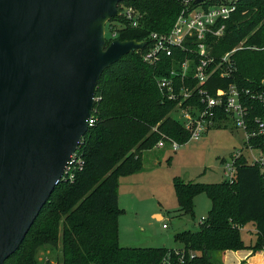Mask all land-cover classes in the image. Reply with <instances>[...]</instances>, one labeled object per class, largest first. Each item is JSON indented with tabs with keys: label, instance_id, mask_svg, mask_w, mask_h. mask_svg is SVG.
I'll return each mask as SVG.
<instances>
[{
	"label": "trees",
	"instance_id": "1",
	"mask_svg": "<svg viewBox=\"0 0 264 264\" xmlns=\"http://www.w3.org/2000/svg\"><path fill=\"white\" fill-rule=\"evenodd\" d=\"M227 0H205L189 6L208 7ZM141 14L140 23H128L116 30V39H136L149 43V33L168 32L184 0H124ZM119 4V5H120ZM237 9L225 23L219 37H210V75L204 85L211 95L230 84L252 92H263L264 85V0H237ZM125 22L121 16L109 22ZM106 44L110 42L107 29ZM243 42L230 55L233 70L221 76L222 55ZM253 47H259L255 49ZM128 53L102 72L96 87L92 111L94 123L82 137L77 153L83 166L72 180L61 179L41 208L19 248L4 264H39L37 253L45 245L58 251L56 264H216L213 255L227 249L264 248V169L250 164L241 153L235 159L236 173L232 182L216 183L173 179L181 214L193 216V198L204 193L211 202L210 209L196 230L174 233L176 242L183 245L175 250L165 246L139 247L121 245L118 240V178L137 172L141 153L150 149L160 138L170 137L180 145L189 141L190 132L179 118L173 117L180 100L179 87L193 88L194 66L198 58L194 51L175 50L173 56H162L156 63L142 59L146 50ZM190 58V68L183 77L175 78L177 98L170 99L159 89L157 78L178 69L184 58ZM187 77V78H186ZM182 102L202 110L204 104L196 96ZM248 111L247 130L255 128L254 118L261 117L264 101L243 99ZM194 112V111H193ZM231 119L221 107L215 108L213 124ZM232 120V119H231ZM233 121V120H232ZM234 123V122H233ZM212 124V125H213ZM235 126V125H234ZM221 127L225 128V125ZM250 144L264 153V138L250 137ZM252 223L255 240L246 245L240 228ZM46 264H49L46 262Z\"/></svg>",
	"mask_w": 264,
	"mask_h": 264
},
{
	"label": "water",
	"instance_id": "2",
	"mask_svg": "<svg viewBox=\"0 0 264 264\" xmlns=\"http://www.w3.org/2000/svg\"><path fill=\"white\" fill-rule=\"evenodd\" d=\"M122 1L0 0V264L63 178L102 72L146 45L106 44Z\"/></svg>",
	"mask_w": 264,
	"mask_h": 264
},
{
	"label": "rangeland",
	"instance_id": "3",
	"mask_svg": "<svg viewBox=\"0 0 264 264\" xmlns=\"http://www.w3.org/2000/svg\"><path fill=\"white\" fill-rule=\"evenodd\" d=\"M125 6L128 5L120 4L118 8L121 10ZM110 23L105 24V35ZM171 114L177 118L180 111L177 109ZM244 141V131L236 128L229 119L224 123L213 124L198 139H189L179 145L176 151L169 144L157 147L156 143L150 149L143 150L141 168L118 178V207L122 211L118 217L119 243L139 247H168L174 243L171 236L174 232L196 230L200 217L206 216V208H210L211 202L204 193L197 194L193 198V216L181 214L173 179L178 177L184 181L203 183L224 180V161H230L233 153L241 151L249 161L252 155H258L259 151H249ZM155 211H162L165 215L166 219L162 221L165 227L161 225L162 222L153 219L151 214ZM240 233L247 241L252 238V223L241 227ZM176 244L183 246L181 243ZM57 256L58 251L47 245L37 253L39 264H56Z\"/></svg>",
	"mask_w": 264,
	"mask_h": 264
},
{
	"label": "built area",
	"instance_id": "4",
	"mask_svg": "<svg viewBox=\"0 0 264 264\" xmlns=\"http://www.w3.org/2000/svg\"><path fill=\"white\" fill-rule=\"evenodd\" d=\"M189 0H184L185 7L178 14L171 29L165 33H159L152 31L149 33V43L141 48L145 49L142 53L143 61L147 63H156L160 61L161 57L173 56L175 50L186 51L187 49L196 54L198 63L194 66L192 79L196 80V85L193 88H188L187 85L179 87L180 100L177 104V109L180 114L177 118L183 122L184 127L190 132L189 139H198L203 132H205L213 124L212 116L214 115L215 108L221 107L224 112L233 120L236 128H240L244 131L245 141L248 143L250 137L263 136L264 138V107L261 117H255V128L250 132L247 130L248 111L244 105V96L249 95L253 99H257L260 102L264 101L263 92H252L249 89L237 88L236 85L230 84L225 89H218L214 95H211L208 89L204 87L211 71L209 64L213 61V57L210 55V37H219L224 32L225 23L230 15L236 11V0H227L225 3L210 5L208 7H196L189 8ZM125 22L113 20L109 27L110 41L116 39V30L125 26V23L133 27H137L140 23L141 14L132 6H125L123 9H119V15ZM109 22V21H108ZM107 22V23H108ZM243 42H240L237 46L231 50L225 52L221 57L222 67L220 73L221 76L229 75L233 70V64L230 61V55L237 49L242 47ZM259 49V47H253ZM264 49V46L261 47ZM139 50V49H138ZM137 51V50H136ZM191 60L186 57L180 62L178 69L172 68L168 75H164L157 78V85L159 89L170 99L177 98L175 91V78L180 77L182 84H184L183 77L187 74L190 68ZM187 78V77H186ZM264 85V79L260 81ZM196 92L197 98L204 104L202 110L193 109L191 104L186 107H182V102L185 99L191 98L193 93ZM194 111V112H193ZM94 123V118L91 116L88 119V125ZM166 144L170 145L173 151H176L179 147V143L170 137L160 138L156 145L157 147H163ZM246 148L249 151H259L257 156H251V160L247 159L248 163H258L262 169H264V153L259 148H254L250 144ZM242 152L237 151L233 153L230 161H224V175L225 180L232 182L235 178L236 167L235 159L240 156ZM83 166V159L77 153V150L72 154L70 161L67 164L64 178L70 180L73 179L76 170L81 169ZM204 218L201 219V221ZM166 224H163L165 227Z\"/></svg>",
	"mask_w": 264,
	"mask_h": 264
},
{
	"label": "crops",
	"instance_id": "5",
	"mask_svg": "<svg viewBox=\"0 0 264 264\" xmlns=\"http://www.w3.org/2000/svg\"><path fill=\"white\" fill-rule=\"evenodd\" d=\"M222 170L224 171V169H222ZM118 201H119V195H118ZM210 206H211V203H210ZM209 209H210L209 207L206 208L205 215H207ZM151 215H152L153 219H155L157 222H162L166 219V217L162 211H155ZM202 218H204V216L200 217V220L198 221V225H199ZM163 224H165V222H162L161 225L163 226ZM253 232H255L254 227H253ZM174 233H176V232H174ZM174 233L171 235L174 243H173V245L168 246L167 248H173L175 250L182 249L183 246H178L176 244L179 242H176L174 240V238H173ZM242 239H243L244 243L246 245H248L250 243H253V241L255 240V234L248 241L245 240L243 238V236H242ZM121 245L127 246V245H131V244H121ZM131 246H134V245H131ZM213 258H214L216 264H264V248H262L261 250H257V251H253L250 248H241V249H236V250L227 249L223 252L214 253Z\"/></svg>",
	"mask_w": 264,
	"mask_h": 264
}]
</instances>
